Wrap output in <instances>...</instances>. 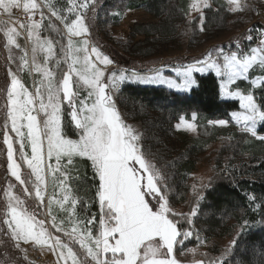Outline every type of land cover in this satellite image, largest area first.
<instances>
[{"label": "snow or ice", "instance_id": "1", "mask_svg": "<svg viewBox=\"0 0 264 264\" xmlns=\"http://www.w3.org/2000/svg\"><path fill=\"white\" fill-rule=\"evenodd\" d=\"M21 4L23 11L31 14H35L42 6L48 8L51 15L64 24L68 44L67 50L62 48L61 51L64 53L65 62L70 63L68 70L63 72L62 79H54V73L47 67L49 59L54 55L52 42L40 39V29L44 27V12H40L41 21H32V16L29 15V23L20 25L21 28L26 27L28 39L33 45L31 68L28 71L29 74L33 71L39 73L42 79L34 82V91H30L21 81L17 73L24 71L29 63L27 51L21 49L25 54L19 58L17 72L9 71L10 85L6 89L3 144L7 149L8 172L24 186V191L29 195L31 190L28 185H32L36 199L43 201L41 185L45 181L44 173L59 172L67 179L68 173L72 171L68 165L74 167L77 163L76 157L86 158L91 162L94 171L93 180H98L95 185L100 208L98 227L95 217L87 221L72 219L76 200H70V190L64 187V181L61 180L59 185L64 192L63 199H56L55 203L65 212L69 209H65L64 204H71L72 215L68 217V224L72 227L71 231H68L67 227H61L63 220L57 223V216L50 211L52 227L56 232H63L78 243L93 264H180L174 255V247L183 243L178 237L187 239L192 233L182 231L178 227L179 222L170 218L169 202L158 186L159 171L141 151L139 137L123 123L112 96L106 91L109 88L116 90L119 82L130 77L123 73L117 77L112 73L105 80L106 67L113 61L96 46L89 50V28L85 15L94 0H82L81 3L69 0L71 7L67 11L74 13V19L61 15L48 0H40L39 3L37 0H0V10L11 19L12 10L20 9ZM228 4L232 12L243 10V5L238 0H228ZM201 5L204 8L210 7L208 0H195L191 8L200 10ZM92 11H96L94 6ZM200 22L203 31V13ZM0 24L5 25L6 46L15 45L20 48L16 43V37L20 35L17 29L7 27V22L4 21H0ZM48 27L52 28V25L49 24ZM73 37L84 39L77 43ZM248 39L252 37L249 36ZM38 51L45 53L42 64L38 60ZM92 57H95V61ZM97 61L105 68L98 67ZM224 61L227 83L221 85V92L225 93L227 98H238L246 113L233 112V119L243 123L242 131L264 140V136H258L256 132L257 123H264V106L256 102L254 93L245 94L227 88V84L234 83L237 77L246 78L249 69L254 65L264 70V39H261L260 46L252 48L249 54L238 56L232 53L224 57ZM204 63L208 68H219L215 61ZM59 65L60 60H57L56 67ZM77 65L80 67L77 68ZM192 71V67L185 70L180 85H175L173 81L167 83L170 87L187 90L195 83L191 76ZM73 75L77 77L76 80H73ZM131 79L141 84L162 82L159 72L148 77L133 73ZM81 82L90 89L86 96H81ZM253 85L257 86L255 81ZM261 85H264V81H261ZM63 104L67 107L62 108ZM192 119L195 120L196 116L193 115ZM9 123L14 137L8 131ZM209 123L226 126L228 121L220 119ZM181 124H185L183 118ZM179 127L178 124L177 128ZM185 129L195 131V126L187 123ZM73 130L79 139L68 138L67 133ZM15 144L19 145L18 151L14 148ZM28 148L30 156L26 151ZM15 156L26 164L30 174L22 177L21 164ZM53 159L54 165L51 163ZM11 188L9 185L8 189L4 190L7 199L0 219L2 225H6L8 229L5 234L16 242L15 246L20 247L21 242L33 243L41 246L42 250H51L54 255L58 253V264L59 261H64V264H68V261H71V264H86L84 259L78 258L72 247L44 227V221L37 220L35 214L24 207V200L18 195H13ZM53 195L55 196V193ZM52 205L53 199L50 198V210ZM191 215H196L195 209ZM188 223H191V220H188ZM2 225L0 232L3 231ZM194 264L202 262L194 261ZM210 264L216 262L212 261Z\"/></svg>", "mask_w": 264, "mask_h": 264}, {"label": "rangeland", "instance_id": "2", "mask_svg": "<svg viewBox=\"0 0 264 264\" xmlns=\"http://www.w3.org/2000/svg\"><path fill=\"white\" fill-rule=\"evenodd\" d=\"M101 1L102 0H94V4L89 5L85 15V22L88 28H90L94 21L98 27V36L103 43L134 61V64L138 65V67L141 66V68H119L112 63L108 65L105 70V80H107V77L112 73H115L117 77L121 73L130 77V79L119 82L116 90L109 88L106 89V91L112 96L115 107L118 110L123 123L130 127L134 131V134L139 137V145L142 139V129L140 124L128 120L120 108L121 102L118 94L120 89L126 85L162 87L176 93L188 94L190 90L196 86V83L187 90H181L179 87H170L167 81H173L175 85H180L184 79L183 73L187 68L192 67L193 71L191 76L193 80L195 75H214L219 83L220 100L238 102L239 110L234 112L246 114L245 109L240 106L238 98H227L226 94L221 92V85L227 83V70L223 67L225 63L224 57L229 56L232 53H236L238 56L246 55L250 53L252 48L260 46V40L264 39V11L257 12V9L260 6L264 7L262 1L238 0V2L243 5V10L232 12L229 10L231 6L228 4V0H208L210 7L204 8L201 5L200 10L191 8V5L195 0H168V2L163 3L159 8V18L158 21H155L156 23H152L150 20L152 17L151 15H149L151 17L145 15L148 14V12H145L142 6L145 4L146 0H127L121 2L120 7L116 4V7H114V10L112 11H110V7L102 9L103 6L101 5ZM37 2L39 3L40 0H37ZM48 2L54 5L55 8L60 11L61 15L68 16L70 19L75 18L74 13H69L67 11V9L71 7L69 0H48ZM72 2L81 3L82 0H72ZM93 6L96 9L95 12L92 11ZM172 6L176 9L174 12L171 10ZM132 8H140V10L143 11L131 12ZM41 11L44 12L45 18L42 21L44 27L40 29V39L50 40L52 42L54 53L53 57L49 59L47 67L54 73V79L57 81L62 79L63 72L68 70V63H70V61L65 62L64 53L61 51L62 48L67 50L68 44L64 24L60 20H57L56 17L52 16L48 8L42 6L35 11V14H31L24 12L21 4L20 9L12 10L11 19H9L8 14L3 13V11L0 10V21L7 22V27H15L20 33V35L16 37V43L20 45V48H17L15 45L6 46L7 38L4 35L5 25L0 24V35L3 38L2 56L7 87L10 85L9 71L14 73L17 72L20 64L19 58L25 54L21 49L27 51V58L29 61L25 70L17 73L21 78V81L30 91H34V82L42 79L37 72L33 71L29 74L28 69L31 68V49L33 45L32 41L28 39L26 27H20L22 23L24 25L29 23V15L32 16V21H41ZM201 13L204 15L203 31L201 30L200 22ZM252 16L254 17V20L249 22V19ZM133 21H137L139 24L132 25L131 23ZM142 22H144L146 26H149V32H147V34L146 32L143 34V32L138 30L140 29V23ZM49 24L52 25V28L48 27ZM249 36H251L252 39H248ZM82 39H84V37H73V40L77 43ZM87 39H89L90 42V50L92 46L96 45H94L90 34H88ZM96 47L103 53L98 46ZM37 55L39 62L42 64L45 53L38 51ZM92 59L95 61V57H92ZM57 60H60L59 67H56ZM157 61H159V63H157ZM198 61H200V63H197ZM213 61L219 64V68H208L206 63H204H210ZM96 63L98 67L102 69L105 68V66L98 61ZM76 67L79 68L80 65H77ZM142 67H144V69H142ZM196 69L203 70L200 71ZM140 70L149 71L139 72ZM157 72L160 73L162 82L141 84L131 79L133 73L139 74L142 77H148L155 75ZM76 79L77 77L73 75V80ZM253 81L256 82L257 86L253 85ZM261 81H264V70L259 66L254 65L252 69H249L246 78L237 77L234 83L227 84V88L230 91H240L245 94L249 92L254 93L256 102L259 105L264 106V98L261 99L255 96L262 86ZM89 90L90 89H87V86L83 85L81 82V96H86L87 91ZM5 103L6 90L0 100V109L4 111V115L6 111ZM66 107V104L62 105V108ZM232 113L233 112L229 114L228 120H226L228 121L226 126L211 123L208 124L218 128H226L231 124V126L237 128L239 131L244 132L242 131L243 123H238L233 119ZM192 117L193 116H190L188 121L181 117V119L183 118L185 121V124H181L180 121V127L178 129H180L181 132H185L190 137H197V117L195 120H193ZM67 118L70 119V117ZM187 123L194 124L195 131L186 130L185 125ZM4 124L5 121L0 128V133L2 134L0 139L2 145L0 147V158L4 159L6 171V180L2 191L4 204L7 199L4 195V190L8 189L9 185H11L13 195L20 196L24 201L28 200L31 203L34 202V206L40 207L42 213V218L40 220L44 221L45 228H47L54 236H59L62 241L70 247H73L72 249L77 253L78 258L84 259L86 264H93L78 243L73 241L71 237L65 236L63 232H56L55 228L52 227V216L50 215L51 211L52 214L57 216V223H60L62 219L63 223L61 224V227H67L68 231H71L72 226L68 224V217L69 215H72L71 204H64V208L69 209L68 212H65L61 210L59 204L55 203L56 199H63L64 192L59 185V181L63 180L64 187L70 190V200H76L75 214L72 215V219L74 221H87L88 219L95 217L98 227L100 208L98 199L96 198L95 187V185L98 184V180H93L94 171L91 167V162L87 161L86 158L76 157L75 159L77 163L75 166L68 165V168L72 169V171L68 173L67 179H65V177L59 172L55 174L45 172V181L41 185V195L44 199L43 201L38 200L35 196V188H33L32 185H28V188L31 190V195H29L24 191V186L20 185V183L16 181L7 170V149L3 144ZM261 125H264V123H257L256 131ZM72 128L74 129V124L72 125ZM175 130L177 129L175 128ZM8 131L12 137L15 136V134L10 131V123ZM249 135L253 136L251 134ZM67 136L70 139H79L75 130L69 131ZM254 137L257 138V136ZM14 148L18 151L19 145L15 144ZM217 149L218 146L209 147L199 158L196 170L190 177L189 192L186 202L182 205L175 206L174 208L170 207V218L175 217L186 219L188 228L183 231H190L192 233L187 239L178 237L183 243L177 244L174 247V255L178 261H180V264H194V261H198L196 258L197 255H206V258H209V260H206L208 262L214 261V259H216L217 262H221L225 257L224 253L233 248L237 237L242 231V228L237 226L231 229L230 232L223 237L206 238L204 235V228L195 222L197 212L195 216H192V211H187L190 195H194L197 191L203 189L216 170L214 163ZM26 151L30 156V148L26 149ZM14 158L17 162L20 161L18 156H15ZM20 162L30 174V169L27 168L26 164H24L23 161ZM51 163L54 165L55 160L53 159ZM64 163H67L66 159ZM34 179L35 178L33 177V180ZM54 180L56 181L55 184L53 183ZM158 186H161V177L159 178ZM53 193H55V196ZM50 198L53 199L51 210L48 207V200ZM6 218L10 219V217ZM188 220H191V223H188ZM4 227L6 231H8L7 226L4 225ZM80 227H83V225H80ZM89 227H91V225H89ZM13 243L15 246L16 242L13 241ZM15 249L20 254V258L25 264L34 263L30 262V258H28V255L29 257L33 256L32 254H29L30 249L35 251L36 257L40 256L43 260L49 261L50 264H58V253L54 255L51 250L43 248L46 252L45 254L43 250H41V246L33 243L24 244L21 242L20 247L15 246ZM59 264H64V261H59ZM68 264H71V261H68Z\"/></svg>", "mask_w": 264, "mask_h": 264}, {"label": "trees", "instance_id": "3", "mask_svg": "<svg viewBox=\"0 0 264 264\" xmlns=\"http://www.w3.org/2000/svg\"><path fill=\"white\" fill-rule=\"evenodd\" d=\"M125 1L127 0H102L101 7H110L112 11L116 4L120 7V3ZM259 1L264 6V0ZM165 2L168 0L145 1L142 8L148 12L145 15L152 16H149L152 23L158 21L159 8ZM171 10L174 12L176 9L172 6ZM134 11L143 10L132 8L131 12ZM260 11H264V7L257 9V12ZM253 20L252 16L249 22ZM137 23L133 21L131 24L138 25ZM140 24L138 30L147 34L149 26L144 22ZM97 28L93 21L89 28L91 39L115 66L141 68L103 43ZM2 47L3 38L0 35V100L7 87ZM194 80L196 86L188 94L176 93L162 87L123 86L118 94L121 111L128 120L140 124L141 151L159 171L160 188L172 208L186 202L190 177L196 170L199 158L209 147L218 146L214 163L216 170L203 189L190 195L187 211L196 208L195 222L204 228L206 238L223 237L234 227L242 228L233 248L224 253V259L221 262L214 259L216 264H264V140L241 132L231 124L226 128L209 125V121L228 120L231 112L239 110V105L236 101L220 100L219 83L214 75H195ZM255 96L264 98V85ZM192 114L197 117V137H190L174 128L181 117L188 121ZM4 121V111L0 109V128ZM256 132L257 135H264V125ZM1 137L0 133V139ZM18 163L21 164L22 177L29 174L23 164L20 161ZM5 180V162L0 158V214L4 211L2 191ZM24 202L25 207L40 220V207L34 206V202L28 200ZM171 218L179 222L178 227L182 231L188 228L186 219ZM2 227L0 264H25L10 236L5 234L7 231L4 225ZM196 258L202 264H210L206 261L209 260L206 255H197Z\"/></svg>", "mask_w": 264, "mask_h": 264}, {"label": "bare ground", "instance_id": "4", "mask_svg": "<svg viewBox=\"0 0 264 264\" xmlns=\"http://www.w3.org/2000/svg\"><path fill=\"white\" fill-rule=\"evenodd\" d=\"M41 250H42V249H41ZM43 252L46 254L45 250H43ZM28 258H30V261H31V262H34V263H36V264H50L49 261H45V260H43V258L40 257V256H37V257H32V256H30V257H29V255H28Z\"/></svg>", "mask_w": 264, "mask_h": 264}, {"label": "built area", "instance_id": "5", "mask_svg": "<svg viewBox=\"0 0 264 264\" xmlns=\"http://www.w3.org/2000/svg\"><path fill=\"white\" fill-rule=\"evenodd\" d=\"M27 252H28V251H27ZM29 254H32L33 256L36 257L35 251H34L33 249H30V250H29ZM33 256H32V257H33Z\"/></svg>", "mask_w": 264, "mask_h": 264}, {"label": "crops", "instance_id": "6", "mask_svg": "<svg viewBox=\"0 0 264 264\" xmlns=\"http://www.w3.org/2000/svg\"><path fill=\"white\" fill-rule=\"evenodd\" d=\"M220 91V90H219ZM194 114H192L191 116H193ZM196 116V115H195ZM181 121V118L178 120V122L175 124V128L179 131L180 129L177 128V125L179 124V122ZM181 131V130H180ZM183 132V131H182Z\"/></svg>", "mask_w": 264, "mask_h": 264}, {"label": "water", "instance_id": "7", "mask_svg": "<svg viewBox=\"0 0 264 264\" xmlns=\"http://www.w3.org/2000/svg\"><path fill=\"white\" fill-rule=\"evenodd\" d=\"M263 20H264V18H263Z\"/></svg>", "mask_w": 264, "mask_h": 264}]
</instances>
